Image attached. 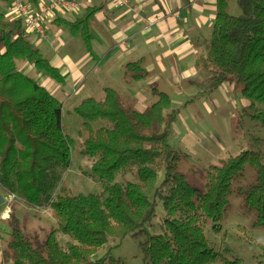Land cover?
<instances>
[{
    "label": "trees",
    "instance_id": "1",
    "mask_svg": "<svg viewBox=\"0 0 264 264\" xmlns=\"http://www.w3.org/2000/svg\"><path fill=\"white\" fill-rule=\"evenodd\" d=\"M235 2L239 15L228 12L227 0H215L209 38L201 48L196 44L195 79L202 76L205 85L198 95L210 94L225 82L240 84L247 101L240 122L247 116L264 128V0ZM105 6L106 0L90 2L74 19H55L82 39L94 59L98 57L90 25ZM0 45V186L30 207L47 206L57 223L35 246L18 217L10 215L11 264H121L111 250L125 238L138 236L145 237L140 248L150 264L213 263L219 253L210 245L203 222L220 231L233 180L246 165L254 168L255 183L238 188V193L244 195L245 206L256 211L252 225H264L263 140L252 138L257 148L210 164L200 191L179 171V162L188 154L170 140L180 108L164 91L156 92L157 99L143 110L127 108L111 88H104L103 97L88 96L73 108L85 136L80 152L95 158L90 170L100 183L97 193L73 194L62 181V172L71 165L73 142L62 126L63 102L17 64L28 63L35 74L43 72L58 84L64 83V76L30 41L22 21L7 18L5 12H0ZM147 75L143 59L126 63L127 79ZM99 119L109 125L93 129L91 123ZM159 203L164 211L161 232L150 233L147 226ZM57 232L71 241L61 244ZM111 241L115 244L103 255L92 258ZM261 247L264 256V244ZM224 262L243 264L238 259Z\"/></svg>",
    "mask_w": 264,
    "mask_h": 264
},
{
    "label": "rangeland",
    "instance_id": "2",
    "mask_svg": "<svg viewBox=\"0 0 264 264\" xmlns=\"http://www.w3.org/2000/svg\"><path fill=\"white\" fill-rule=\"evenodd\" d=\"M151 1L155 2L154 0ZM179 1L183 8L185 0ZM161 2L163 3V1ZM227 2L228 12L232 15H239L240 10L235 0H227ZM82 4L85 6L87 2ZM6 6V3L0 2V12H5ZM81 10L82 7L76 11H59L58 16L54 15L51 22H47L52 24V26L49 27L48 25L47 27L48 38L39 41L47 39H54L58 42L63 40V43L65 41H68V43L73 42L74 39L78 41V37L73 38L64 26L57 25L55 19L59 15L62 19H74L80 15ZM212 16L214 17V10ZM212 16L211 18H213ZM104 25L109 28L111 21H105ZM112 25L115 26L116 24L113 23ZM56 29L60 30V34H56ZM90 31L93 34V46L96 52L102 56L111 52L114 59L119 56V51L122 49L119 44L120 39L115 38L116 36L110 33L107 35L104 26L93 27ZM209 35L210 32L207 31L201 39H198L200 48L202 42L209 38ZM126 39L127 37L124 39V43H127ZM2 48L0 45V50ZM20 63L23 62H18V68H20ZM24 72H27L30 76L35 73L32 66L29 71L24 70ZM96 74L97 72H94L93 76ZM35 76L33 78L44 86L40 78L47 77L46 74L41 72L35 74ZM203 79L202 76H199L198 80L195 79V83L190 80L172 90H162L170 95L173 106L180 108L170 140L174 147L181 148L188 154L186 159L179 162V171L185 175L188 183L200 191L205 189L206 175L210 164H218L220 160L238 154L241 150L257 148L252 144V138L262 139L261 148L264 150V128L247 116L240 122L241 110L247 104V101L241 95L242 85L235 82H225L210 94L198 95L199 92L203 93L205 87ZM55 83L50 80L51 85H55ZM71 89L66 90L65 95L61 94V91H59V95L56 93L59 99L66 97V100L62 99V126L64 132L73 141L71 145V165L66 171L62 172V181L70 187L73 194L97 193L100 191V183L90 170L95 158L83 155L80 152L85 136L80 133L82 119L73 111V108L87 95H85L83 89L79 88L76 91ZM149 89H152V86H149ZM118 94L121 101L123 100L126 104L127 100L125 101L123 94L121 92ZM94 96L99 95L94 93ZM156 99V95L149 94L148 102L142 107L125 106L135 110H143ZM261 108H264V106H261ZM108 125L109 123L102 119L91 123L93 129ZM126 177L133 179L129 174ZM118 180L121 181L122 177L119 176ZM253 183H255L254 168L246 165L233 180L228 196V204L220 221V231L213 230L209 222H203L204 232L210 245L219 253L216 261L209 264H225L224 261L235 259L240 260L243 264H256L258 259H264V256L261 255L263 253L261 244H264V225H252L251 222L256 217V211L246 207L244 195L238 193V188H244ZM12 214L18 215L23 232L32 240L35 246H40L50 230L57 226L56 220L52 217L47 206L30 207L23 203L20 196L9 194L0 186V264H11V259L8 257L10 250L7 242L10 231L8 217ZM163 215V206L159 203L156 216L147 226L150 233L161 232ZM56 237L61 244L71 241L67 234L61 232H57ZM144 240V236L127 237L117 247H114L110 254L114 259H120L121 264H150L140 248V243ZM114 244L113 241L109 242L108 245L96 252L92 258L97 259L106 252L108 246ZM2 257L8 259V262H4ZM262 264H264V261Z\"/></svg>",
    "mask_w": 264,
    "mask_h": 264
},
{
    "label": "crops",
    "instance_id": "3",
    "mask_svg": "<svg viewBox=\"0 0 264 264\" xmlns=\"http://www.w3.org/2000/svg\"><path fill=\"white\" fill-rule=\"evenodd\" d=\"M100 1L102 0L90 2ZM154 1L137 0L128 8H120L113 5L111 0H106L105 8L95 15L90 30L104 26L107 35L110 33L120 39L122 49L116 59L112 57L111 52L104 56L96 52L93 34L91 45L98 59L88 54L79 37L78 41L74 39L73 42L63 43V40L58 42L54 39L36 41L34 35H29L30 41L64 76V83L55 85L50 84L51 79L48 77H41L40 81L44 87L55 96L56 93L59 95V91L65 95L69 88L75 91L80 88L86 97L96 93L99 95L97 98L103 97L104 88H111L117 94H123L125 101L127 100L126 104L122 100L124 105L142 107L148 102L149 94L154 96L158 91L172 90L184 82L195 80L197 73L193 67V54L196 44H199L198 39L207 31L210 32L215 0H185L183 8L179 0ZM137 6L144 19L155 22L149 25L146 21L139 20L135 12ZM6 8L7 6L5 11ZM176 15L179 18L174 19ZM60 16L58 18H61ZM107 20L111 21L109 28L104 25ZM113 23L116 25H112ZM59 31L56 29V34H60ZM126 37L127 43H124ZM3 50L2 48L0 52ZM140 58L144 61L147 77L141 80L127 79L126 63ZM19 66L22 71L31 69L28 63H20ZM94 72H97L95 76ZM149 86H152V89H149ZM56 98L59 99L57 96ZM62 99L66 100V97L59 100Z\"/></svg>",
    "mask_w": 264,
    "mask_h": 264
},
{
    "label": "built area",
    "instance_id": "4",
    "mask_svg": "<svg viewBox=\"0 0 264 264\" xmlns=\"http://www.w3.org/2000/svg\"><path fill=\"white\" fill-rule=\"evenodd\" d=\"M91 0H37L32 4L26 0H9L5 15L9 19H20L26 32L34 35L36 41L48 38L47 27L48 21L51 22L54 15L59 11H76L82 7L83 2ZM137 0H111L113 5L120 8H128ZM136 16L139 20H144L151 25L155 21L144 19L137 6ZM179 18L178 15L174 19Z\"/></svg>",
    "mask_w": 264,
    "mask_h": 264
}]
</instances>
